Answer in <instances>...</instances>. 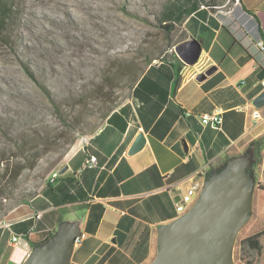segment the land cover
Returning a JSON list of instances; mask_svg holds the SVG:
<instances>
[{"label":"crops","instance_id":"obj_1","mask_svg":"<svg viewBox=\"0 0 264 264\" xmlns=\"http://www.w3.org/2000/svg\"><path fill=\"white\" fill-rule=\"evenodd\" d=\"M199 9L204 12L182 21L188 36L180 42L200 43L197 61L186 65L178 59L177 65L171 58L147 65L130 97L70 155L67 172L47 179L0 224V264H24L32 247L69 213H78L84 234L70 264H149L158 227L177 217L175 206L187 190L244 154L254 182L242 230L246 226L245 239L263 233L255 256L264 264V107L257 109L260 119L252 118V100L264 79V52L256 45L264 44V3L219 0L214 12ZM211 67L215 71L197 81ZM216 112L219 129L201 122ZM139 132L145 145L128 156ZM90 155L96 167L86 166Z\"/></svg>","mask_w":264,"mask_h":264},{"label":"rangeland","instance_id":"obj_2","mask_svg":"<svg viewBox=\"0 0 264 264\" xmlns=\"http://www.w3.org/2000/svg\"><path fill=\"white\" fill-rule=\"evenodd\" d=\"M10 1L14 17L0 39V224L69 165L147 65L170 60L188 36L183 22L163 28L177 0ZM61 217L76 224L78 213ZM246 229L233 262L259 264Z\"/></svg>","mask_w":264,"mask_h":264},{"label":"water","instance_id":"obj_3","mask_svg":"<svg viewBox=\"0 0 264 264\" xmlns=\"http://www.w3.org/2000/svg\"><path fill=\"white\" fill-rule=\"evenodd\" d=\"M176 57L186 65L200 56V43L195 39L173 48ZM215 71L207 69L196 79L202 81ZM255 109L264 107V89L252 100ZM145 137L139 132L127 151L140 152ZM186 151L185 145L183 146ZM66 167L59 173H63ZM253 175L247 154L227 160L206 175L193 206L173 221L157 229L156 255L149 264H235L232 251L239 231L250 216ZM76 224L59 223L55 232L32 247L24 264H70L75 238L81 235Z\"/></svg>","mask_w":264,"mask_h":264},{"label":"trees","instance_id":"obj_4","mask_svg":"<svg viewBox=\"0 0 264 264\" xmlns=\"http://www.w3.org/2000/svg\"><path fill=\"white\" fill-rule=\"evenodd\" d=\"M219 0H177L174 3L170 5L169 10H167L163 14V22L165 23L163 25V28L167 33H169L172 28L173 24L175 23H181L185 18H188L191 14L193 15H200L203 13V9L200 10V6L207 7L210 10H213L214 6H216V3H218ZM11 1L9 0H0V39H4V32L7 30L8 26L11 25V20L13 19V12L12 8L10 6ZM191 19V18H190ZM171 58H173L176 61L177 65L182 64L178 58L175 56L174 53L171 54ZM168 59H163V57L159 60L160 62H165ZM172 66H175V63L172 64ZM140 77V76H139ZM138 79V78H137ZM136 79V81H137ZM135 81V82H136ZM135 84V83H134ZM134 86V85H133ZM133 89V87H132ZM48 185V184H47ZM34 194L31 199L35 196ZM29 222V221H27ZM30 223V222H29ZM85 229L90 230L88 226L85 227ZM92 230H95V226L92 228ZM55 231H52L46 236L41 242H45L49 236H51ZM263 233H259L250 237H247L244 241L247 243V245L251 248L259 252L260 248L258 245L257 238ZM36 245V244H35Z\"/></svg>","mask_w":264,"mask_h":264},{"label":"built area","instance_id":"obj_5","mask_svg":"<svg viewBox=\"0 0 264 264\" xmlns=\"http://www.w3.org/2000/svg\"><path fill=\"white\" fill-rule=\"evenodd\" d=\"M235 4L238 3V0H234ZM257 47L264 52V44L261 41H257L256 42ZM260 86L262 89H264V79L260 82ZM252 118L255 120L260 119V114L259 111L257 109H254L252 112ZM221 117L220 114L218 112L213 113V114H205L203 116H201V122L203 124H210L212 127H215L216 129L220 128L221 125ZM86 166L93 168L97 166V159L94 155H90L89 158L86 161ZM58 173L57 171L53 172V178H48V180L50 182H53L57 177H58ZM202 186L199 185H195L193 188L187 190L186 194H184L181 198V202L179 204H177L175 206V211L177 213V217L183 215L184 213H186L195 203V200L197 198V196L199 195V193H197L198 191L200 192ZM176 217V218H177ZM84 239V234L81 233L80 236H77L75 238V243H74V247L79 246L82 242V240ZM13 242H17V237H13L12 238Z\"/></svg>","mask_w":264,"mask_h":264},{"label":"bare ground","instance_id":"obj_6","mask_svg":"<svg viewBox=\"0 0 264 264\" xmlns=\"http://www.w3.org/2000/svg\"><path fill=\"white\" fill-rule=\"evenodd\" d=\"M50 178H53V174L51 175V177Z\"/></svg>","mask_w":264,"mask_h":264}]
</instances>
